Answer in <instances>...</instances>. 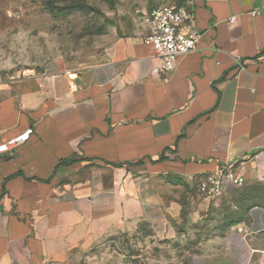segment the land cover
I'll list each match as a JSON object with an SVG mask.
<instances>
[{
  "label": "crops",
  "instance_id": "crops-1",
  "mask_svg": "<svg viewBox=\"0 0 264 264\" xmlns=\"http://www.w3.org/2000/svg\"><path fill=\"white\" fill-rule=\"evenodd\" d=\"M187 7L201 37L168 74L145 24L76 73L0 72V142L33 129L0 155V264H62L122 232L181 239L217 200L186 181L220 164L264 184V0ZM195 244L201 264H264V206Z\"/></svg>",
  "mask_w": 264,
  "mask_h": 264
},
{
  "label": "rangeland",
  "instance_id": "rangeland-1",
  "mask_svg": "<svg viewBox=\"0 0 264 264\" xmlns=\"http://www.w3.org/2000/svg\"><path fill=\"white\" fill-rule=\"evenodd\" d=\"M191 1L0 0V72L6 80L54 71L76 73L100 60L115 41L140 33L151 10L170 3L189 6ZM185 184L199 192L197 180ZM256 204L264 206V184L232 186L200 225H178L181 239L162 242L141 231L122 232L73 251L62 264H201L189 254L196 241L216 229L223 233ZM152 230L151 222L143 229L150 235Z\"/></svg>",
  "mask_w": 264,
  "mask_h": 264
},
{
  "label": "built area",
  "instance_id": "built-area-1",
  "mask_svg": "<svg viewBox=\"0 0 264 264\" xmlns=\"http://www.w3.org/2000/svg\"><path fill=\"white\" fill-rule=\"evenodd\" d=\"M233 18L230 19L232 21ZM146 34L144 40L154 46L159 63L153 72L168 74L176 66V60L197 48L201 32L193 26V15L185 5L170 3L151 10L144 16ZM71 84L70 88H75ZM33 129L26 128L17 135L0 142V155L12 154L24 144ZM245 178L238 168L220 164L212 172L197 179V187L205 197L219 198L228 186H240Z\"/></svg>",
  "mask_w": 264,
  "mask_h": 264
},
{
  "label": "trees",
  "instance_id": "trees-1",
  "mask_svg": "<svg viewBox=\"0 0 264 264\" xmlns=\"http://www.w3.org/2000/svg\"><path fill=\"white\" fill-rule=\"evenodd\" d=\"M257 205V204H256Z\"/></svg>",
  "mask_w": 264,
  "mask_h": 264
}]
</instances>
